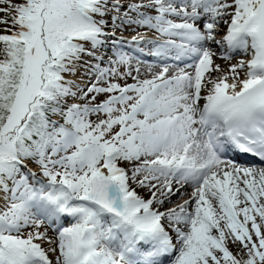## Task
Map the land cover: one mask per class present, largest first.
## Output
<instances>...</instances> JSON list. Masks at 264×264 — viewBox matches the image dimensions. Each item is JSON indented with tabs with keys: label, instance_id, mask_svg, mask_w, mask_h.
<instances>
[{
	"label": "snow or ice",
	"instance_id": "obj_1",
	"mask_svg": "<svg viewBox=\"0 0 264 264\" xmlns=\"http://www.w3.org/2000/svg\"><path fill=\"white\" fill-rule=\"evenodd\" d=\"M165 262L264 264V0H0V264Z\"/></svg>",
	"mask_w": 264,
	"mask_h": 264
},
{
	"label": "bare ground",
	"instance_id": "obj_2",
	"mask_svg": "<svg viewBox=\"0 0 264 264\" xmlns=\"http://www.w3.org/2000/svg\"><path fill=\"white\" fill-rule=\"evenodd\" d=\"M128 34H132V32H131V30L129 29V30H126L124 33H123V36L124 37H128L127 35ZM121 35V34H120ZM119 35V31L117 32V36H120ZM218 63H223V62H221V61H217ZM73 79H76V80H78L79 81V73L77 74V76L76 77H74ZM187 191H188V193H190L191 192V189L189 188V189H187ZM141 195H147V193L146 192H143V191H141ZM184 198H187V196H185ZM165 264H166V262H165Z\"/></svg>",
	"mask_w": 264,
	"mask_h": 264
},
{
	"label": "rangeland",
	"instance_id": "obj_3",
	"mask_svg": "<svg viewBox=\"0 0 264 264\" xmlns=\"http://www.w3.org/2000/svg\"><path fill=\"white\" fill-rule=\"evenodd\" d=\"M131 82V81H130ZM93 119H95V116L92 117ZM28 167L32 170V171H36V167L34 166V164H30L28 165Z\"/></svg>",
	"mask_w": 264,
	"mask_h": 264
}]
</instances>
